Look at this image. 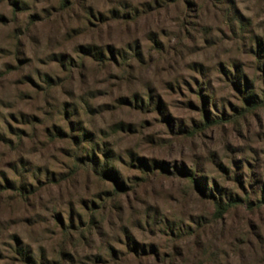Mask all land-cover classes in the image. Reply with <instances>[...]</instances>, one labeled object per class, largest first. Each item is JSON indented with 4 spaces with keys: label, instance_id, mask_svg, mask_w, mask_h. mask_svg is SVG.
<instances>
[{
    "label": "rangeland",
    "instance_id": "374dc122",
    "mask_svg": "<svg viewBox=\"0 0 264 264\" xmlns=\"http://www.w3.org/2000/svg\"><path fill=\"white\" fill-rule=\"evenodd\" d=\"M258 44L264 55V0H0V264H64L66 243L67 264H160L173 254L165 222L206 211L182 167L256 157L264 178V109L236 129L177 128L202 81L221 107L237 103L225 72L253 79ZM86 147L131 186L105 211L112 191L83 166ZM141 160L169 172L146 176ZM216 228L228 237L216 263L189 252L182 264H264V207Z\"/></svg>",
    "mask_w": 264,
    "mask_h": 264
},
{
    "label": "trees",
    "instance_id": "16d2710c",
    "mask_svg": "<svg viewBox=\"0 0 264 264\" xmlns=\"http://www.w3.org/2000/svg\"><path fill=\"white\" fill-rule=\"evenodd\" d=\"M261 50L258 44L252 62L255 72L253 79L243 69H235L230 74L225 72L227 74V86L232 92H235L234 99L237 103H229L228 106L224 104L221 107L214 92L204 91L209 87V84L206 81H202L200 85L198 83V90L195 93L196 99H189L188 101L191 105L192 101L197 103V115L177 125L180 135L201 136L209 131L225 128V126H234L236 129V126H240L242 121L257 116L264 109V55ZM97 54L99 53L97 52ZM153 105L155 111L160 114L164 113L163 103L160 100L154 103L152 98H149L148 106L152 107ZM86 149L87 157L83 166L92 169L96 175L100 176L103 180L102 183L108 182L112 191V194L107 198H99L101 202L99 210L105 211L109 204L112 206L119 204V200L130 193L131 186L126 185L119 173L110 166V157L106 150L102 154L105 160L103 163L94 151L90 153L88 147ZM140 166L142 173L146 176L169 172L161 162L154 161L152 165H149L148 162L141 160ZM213 168L214 171H209L201 162L194 163L193 167L188 170H184L185 168L182 167L181 175L187 178L190 185V197L199 200L206 211H202L203 215L191 217L188 224L177 223L176 221L165 222L164 232L174 243L173 254L161 261L160 264H182L181 262L184 261L185 257L189 256V252H195V257L199 258L209 255L216 263L218 255L226 247L225 240L228 237L224 232H220L217 237L213 233L214 229H217L219 224L224 227L228 218L237 215L239 212L253 213L256 208L264 207V178L259 172L260 163L256 157L244 161L243 165L238 167L216 163L213 164ZM74 221L70 215L69 225L63 228L67 231L73 229ZM250 225L254 229L249 231L247 235L251 241H253L252 238H255L256 242H260L262 240L261 231L255 228V225ZM129 239L130 237H127L126 247L130 255L134 254L138 257V255L145 254V250L141 253L139 245ZM186 241H191L192 245L189 243V246ZM71 245L66 243L61 255L64 264L71 262L68 259L72 258L69 252ZM139 262L143 264V258L139 259ZM33 264L37 263L34 262Z\"/></svg>",
    "mask_w": 264,
    "mask_h": 264
}]
</instances>
